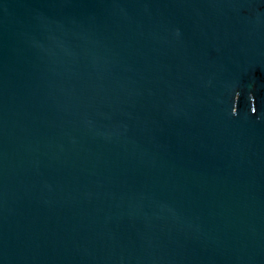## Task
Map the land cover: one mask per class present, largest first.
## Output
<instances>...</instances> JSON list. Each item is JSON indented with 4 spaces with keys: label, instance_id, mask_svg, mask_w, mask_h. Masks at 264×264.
Returning a JSON list of instances; mask_svg holds the SVG:
<instances>
[{
    "label": "water",
    "instance_id": "obj_1",
    "mask_svg": "<svg viewBox=\"0 0 264 264\" xmlns=\"http://www.w3.org/2000/svg\"><path fill=\"white\" fill-rule=\"evenodd\" d=\"M0 264H264V0H0Z\"/></svg>",
    "mask_w": 264,
    "mask_h": 264
}]
</instances>
